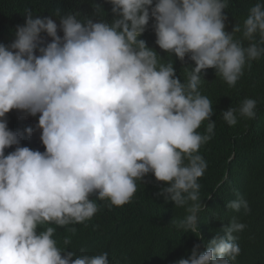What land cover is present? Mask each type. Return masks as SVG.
<instances>
[{"label": "clouds", "instance_id": "obj_1", "mask_svg": "<svg viewBox=\"0 0 264 264\" xmlns=\"http://www.w3.org/2000/svg\"><path fill=\"white\" fill-rule=\"evenodd\" d=\"M96 1L112 5L111 21L94 19L105 14L99 4L83 20L55 9L59 25L26 10L14 40L0 44V264H110L107 252L61 249L55 228L41 226L84 223L98 212L96 200L121 207L149 174L166 185L157 196L186 210L172 225L198 233L188 258L175 264H232L241 251L234 234L246 228L236 217L200 251L209 231L199 238V180L207 169L199 149L214 135L215 121L199 84L211 68L234 87L264 56V3L250 7L243 26L229 33L227 0ZM150 20L161 50L194 62L186 82L140 39ZM12 110L38 115L43 152L20 145L22 135L8 127ZM255 110L256 101L244 98L221 115L235 126L238 115L252 119ZM25 132L31 136L33 128ZM226 207L251 211L239 194Z\"/></svg>", "mask_w": 264, "mask_h": 264}, {"label": "trees", "instance_id": "obj_2", "mask_svg": "<svg viewBox=\"0 0 264 264\" xmlns=\"http://www.w3.org/2000/svg\"><path fill=\"white\" fill-rule=\"evenodd\" d=\"M83 3V0H51V3L48 4L49 8L41 10L38 0H0V15L10 14L13 16L12 21H14L26 10H31L33 16L45 17L47 13L54 12L57 8H60L63 13H67ZM256 3H264V0H229L228 10L224 11V15L227 17L225 30L231 33L236 23L242 27L250 7ZM51 9L52 11H49ZM240 37L241 33H234L235 39ZM244 43L247 46L248 42L245 41ZM185 66L191 69L194 62ZM180 70L182 73L175 72L176 75L179 77L187 76L188 69L180 68ZM208 70L207 74H201L199 85L203 87L204 96L211 101L213 115L210 119L215 121V129L212 142L203 144L199 150L207 162V169L199 180L201 185L200 197L203 200L204 210L199 214L198 227L203 233L212 232V230L203 227L205 224L208 225L209 212L212 214L210 221L214 220L217 224L219 215L221 219L223 214L227 212L226 204L230 200L229 197L237 198V194L248 201L252 215L259 220H264V217L260 213L258 215L257 209L254 207V204H257L258 208L264 212V56L253 61L250 68L245 67L243 76L234 87L229 86L220 76L216 75L214 69L209 68ZM244 98H252L256 101L255 117L248 119L238 115L236 126H229L222 119L221 112L230 107L238 108ZM240 119H248V121L240 122ZM247 122L250 123L249 127H247ZM203 123H205L203 128L206 129L208 121ZM241 141L248 143L241 147ZM155 183L143 187L145 194L142 196H139V193L142 192L137 194L139 198L137 202L140 205L154 207V209L151 208L152 211H149L148 217L152 218V221H148V224L143 221H137V224L133 218L132 212H136L146 219L147 212L141 208L131 209L129 207V209L115 211L121 218L119 224L121 233L127 228L126 247L122 248L117 244L119 243L118 235L121 233L107 237L104 241V247L121 264H145L148 255L150 261L160 260L162 254H164V258L165 255L168 257L172 255L183 256L192 245L189 240L184 239L185 233L172 225L173 220L184 218L186 215L185 208H177L173 202L165 203L162 196L156 195L159 192L157 185H164V183ZM218 184L219 187H217ZM209 195L210 198H208ZM226 214L221 220V227L229 223L232 218L229 212ZM228 214L230 218L227 217ZM246 216L249 215H245L241 210L240 217L245 223ZM101 226L100 224V229ZM114 231L115 226L112 222L109 232L113 233ZM93 236V231H90L88 239H93ZM138 237L149 241L150 246L142 242L146 251H136ZM74 239L76 243L71 248L76 253L79 241L76 237ZM191 239L193 243L195 237L191 236ZM56 241L62 249L63 245L58 240ZM242 241L251 240L244 238ZM261 247L264 251V244H261Z\"/></svg>", "mask_w": 264, "mask_h": 264}, {"label": "water", "instance_id": "obj_3", "mask_svg": "<svg viewBox=\"0 0 264 264\" xmlns=\"http://www.w3.org/2000/svg\"><path fill=\"white\" fill-rule=\"evenodd\" d=\"M49 3H51V0H38V4L41 6V8H39V9L47 10L49 8L48 7ZM93 4L101 5L104 12H105L104 15H99L97 17H94V19L105 18L108 21H111L113 19V14L111 12L112 5L110 3H108L107 1L106 2H97L96 0H94V1L85 0L83 4H81L80 6L78 5L76 9L72 10V12L78 13L79 15L77 16V18L80 20H83L87 16L94 14V8L92 7ZM227 4L229 7V0H227ZM228 7L224 10L225 12L228 10ZM87 10H92V11H90L88 13ZM49 11H52V9ZM69 12H71V11H69ZM80 12H82V13H80ZM52 13L53 12L47 13L46 16L49 17ZM24 14L25 13L20 14L14 21H12L13 16L10 14L0 15V44L7 45L14 40V38H15L14 37V31H15L16 26L17 25H23L25 23ZM64 14H66V13H64ZM50 17L59 25L60 21H59L58 17H52V16H50ZM152 23H153V21L150 20L149 26L147 27L146 31L142 34L140 39H143L146 42L148 47L153 48L158 53L157 54L158 62L165 64L166 60L171 61V63H173L175 72H178V73H182L180 68L188 69V71H190L189 67L185 66L186 64L192 63V61L189 60L187 56L185 57V61L181 62L179 59H177L175 57L174 54L172 55L171 53H165L163 50H161L158 47V45H156V43H155L156 36H155L154 30L151 26ZM58 34L62 35V32H60ZM42 35H45V34H42ZM174 57H175V59L173 60ZM208 72H209V70L207 69L204 71L203 74H207ZM180 80L182 82H186L187 76H181ZM6 118H7L9 129L12 131L18 132L22 135V139L20 141L21 146H27L33 150H40L41 152L44 151V146L42 145V142L40 141V130L36 128V125L38 123V115L37 116H30V115H25L23 113H20L16 110H12L8 114H6ZM241 121H248V119H240V122ZM204 125H205V123H202L200 129H198V131H200L201 133H203L205 131V128H203ZM249 126H250V123L247 122V127H249ZM29 127L33 128V132L31 134V136H28V134L25 132V129L29 128ZM212 140H213V138H211L208 142L211 143ZM27 141H30V142H27ZM29 143H32L34 145H31ZM14 149H15V146H13L12 148L6 149L5 154H8V152L13 151ZM155 182H157V181L155 180L154 176L151 174L147 175L144 178V181H137L136 182L137 183V190H140V192H142V193H139V196H142L143 194H145V190L142 189L143 187L148 186V185H152L151 183H155ZM157 186L160 190L162 187H165L166 185L164 184V185H157ZM136 193L134 194V196L132 197V199L129 203H127L121 207H115V206L109 207L108 201L96 200V203L98 204V208H99L98 212L92 217L94 219H90L89 221H85L84 223L68 225L65 227H59L56 225H43V226H41V228H46L48 226L54 227L55 233H54L53 238L55 240H58V242L60 244H62L65 247V249H67V251L73 250L71 247L76 243V240L74 239V237H76V239L79 241L77 244L78 249L76 250L77 255H82V254L96 255V254H100L102 252H107V250L104 247L105 239L111 235L121 233L120 225H119L121 222V218H120L118 213H115V211L122 210L125 208L129 209V207H131V209L141 208L147 212V216L145 219V218L139 216L136 212H132L134 215L133 218H135L136 223L138 224L137 221H143V222H146V224H148V221H152L151 220L152 218L148 217V215H149V211H152L151 208L154 209V207H144V206L140 205L137 202L139 198L137 197L138 195H136ZM93 199H95V197H93ZM229 199H230L229 201H231V200L236 199V197L230 196ZM228 212L232 218L236 217L240 222L245 223L243 221L242 217H240V212L238 213L237 216L235 215V213H233V216H232L230 209H227V212H225L223 214V216L221 217L220 220L224 219V217L227 215L226 213H228ZM232 218H231V220H232ZM112 222L114 223V226H115V231L113 233L109 232L111 229ZM93 224H95V225H93ZM100 224L102 225L101 229H100ZM215 224H216V221L213 220L207 226H209V225L214 226ZM227 224L228 223L224 224L222 227H224ZM68 228H75L76 232L73 234L67 230ZM213 230H212V232H213ZM90 231H93V233H94L93 239H88V233ZM262 231H260L259 234ZM126 233H127V228H125L124 231H122V233L118 235V242L119 243H117V244H118V246H122V248L126 247V244H125V241L127 239ZM259 234L255 239H257L259 237ZM234 235L237 237V241L243 240L244 238L249 239V238H247L243 235H240L238 233H235ZM65 237H70V239H71V243L67 246H65L63 244V240ZM142 242H143V244L150 246V243L148 240H146V239L142 240L140 237H138V243H136V251H138V252L146 251V247L142 245ZM205 242H208V240L202 242V247L200 250L201 252H203L205 250ZM191 244H192V241H191ZM81 250H83V251H81ZM188 250H189V252H188ZM188 250L183 254L184 258H188V256L190 255V247ZM123 252H124V250H123ZM183 256L182 255L181 256L172 255L171 257H168L165 255V258H164V254H162L160 260L150 261L149 260L150 258L148 255L147 260L145 261V264H175V262L177 260H179L181 257L183 258ZM108 259H109L110 264H121V263H119L118 260H115L114 255H110L109 253H108Z\"/></svg>", "mask_w": 264, "mask_h": 264}, {"label": "bare ground", "instance_id": "obj_4", "mask_svg": "<svg viewBox=\"0 0 264 264\" xmlns=\"http://www.w3.org/2000/svg\"><path fill=\"white\" fill-rule=\"evenodd\" d=\"M90 11H92V10H87L88 13ZM71 13H73L72 12V9H71ZM168 62H171V61L166 60L165 61V64L168 63ZM187 72H188V70H187ZM176 76L178 78H180L179 75H176ZM202 94L204 95V93H202ZM27 142H30V141H27ZM29 144L34 145L32 143H29ZM136 192L139 193L140 191L137 190ZM254 207L257 209L258 215L260 213L261 216L264 217V212H262L258 208L259 206H257V204H254ZM231 212L232 213H235L236 216L239 213V212H235L233 210H231ZM209 213L210 214H209L208 224H210V222H211L210 221V218H211V215H212L211 212H209ZM248 215L249 216H246V224H245L246 225V228L242 232H239L238 234L243 235V236L249 238V240H251V241H245V242H243L242 240H238V241L236 240V242L240 246L241 251H240V254L237 256L236 260L232 262V264H264V251H263V249L261 247V244H264V232H262L260 234V237L259 238L255 239L258 236L259 232L264 229V220H259L257 217H255L254 215H252L251 212ZM227 217L230 218L229 214H228ZM91 219H94V218H91ZM203 227H204V229H207V230H213L214 229L213 230V233H214L213 236H211V233L209 231V234H208V236H209L208 237V242L210 241V239H213L215 237V235L222 234L221 233V230H220V228H221L220 215H219V219L217 221V224H215L214 226H210V225L207 226L205 224ZM191 236H194L196 238V237H198V233L197 234H193V233L187 232L184 235V239H187V240H189L191 242L192 241ZM202 236H203V233H202V231L199 228V238L202 237ZM206 239H207V237H206ZM199 245L201 246V244H199ZM62 249H65V247L63 246ZM200 250H201V247H200Z\"/></svg>", "mask_w": 264, "mask_h": 264}, {"label": "rangeland", "instance_id": "obj_5", "mask_svg": "<svg viewBox=\"0 0 264 264\" xmlns=\"http://www.w3.org/2000/svg\"><path fill=\"white\" fill-rule=\"evenodd\" d=\"M248 142L247 141H241V147L244 146L245 144H247ZM240 147V148H241Z\"/></svg>", "mask_w": 264, "mask_h": 264}]
</instances>
